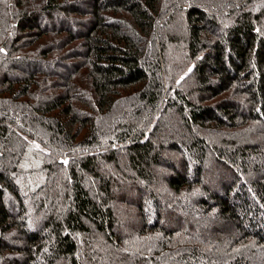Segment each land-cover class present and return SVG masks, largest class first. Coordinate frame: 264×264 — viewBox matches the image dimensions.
<instances>
[{
    "label": "trees",
    "instance_id": "16d2710c",
    "mask_svg": "<svg viewBox=\"0 0 264 264\" xmlns=\"http://www.w3.org/2000/svg\"><path fill=\"white\" fill-rule=\"evenodd\" d=\"M0 264H264V0H0Z\"/></svg>",
    "mask_w": 264,
    "mask_h": 264
},
{
    "label": "rangeland",
    "instance_id": "374dc122",
    "mask_svg": "<svg viewBox=\"0 0 264 264\" xmlns=\"http://www.w3.org/2000/svg\"><path fill=\"white\" fill-rule=\"evenodd\" d=\"M188 84H189V81H188ZM29 141H30V144H31L32 147H34V148H41V146L39 145V143H37L36 141H34L32 139H29ZM209 171H211V173ZM209 171L206 173V176H205V184L208 185V188H210V190H212V189L215 190L216 189V190L219 191V188L217 187V181L219 180V173H220L219 171L220 170L217 169V167L215 165L214 167H212V170L210 169ZM158 190H157V187L155 189L153 187H151L149 189V192L154 191V192L157 193V192H159ZM160 192H161V189H160ZM143 200H145V198ZM188 208H190V206L189 207H186L185 203H183V202L175 203L174 201H172L170 199L168 200V198H166L165 199V202H164V211L167 210V209H170L171 211H173V213H176V214L177 213H181L182 215H187L188 212H190V210H191V209H188ZM195 217L198 218V215L196 214ZM163 220L164 219H162L161 221L164 222ZM165 220L166 221H169V223H170V220L169 219H165ZM133 222L134 221H132V223ZM164 223H166V222H164ZM166 224H168V223H166ZM128 226H129V224H128ZM189 229H193L194 230V232H193L194 234L197 231H199V229H195V228H193V226H189L188 228L185 227L184 230H189ZM199 234L207 235V233L204 234V232L202 233L201 231L199 232ZM201 262H205V261L202 260Z\"/></svg>",
    "mask_w": 264,
    "mask_h": 264
}]
</instances>
